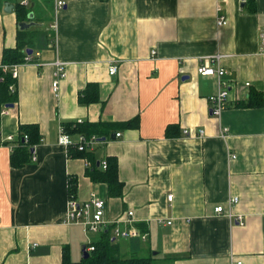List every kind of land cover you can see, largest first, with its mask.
Returning <instances> with one entry per match:
<instances>
[{"label": "crops", "instance_id": "obj_1", "mask_svg": "<svg viewBox=\"0 0 264 264\" xmlns=\"http://www.w3.org/2000/svg\"><path fill=\"white\" fill-rule=\"evenodd\" d=\"M21 20L34 23L19 28ZM262 34L264 0H71L58 9L54 0H0V63L4 47L32 49L18 65L16 100L0 104V137L13 136L0 144V264L78 260L104 231L122 255L153 264H264ZM215 53L229 86L219 116L208 100L216 77L197 71ZM56 59L66 75L54 91ZM78 119L107 133L87 155L57 140L59 125ZM23 142L31 154L15 165ZM108 157L118 195L87 174ZM69 177L79 201L104 200L100 231L64 221ZM114 225L145 237L114 236Z\"/></svg>", "mask_w": 264, "mask_h": 264}, {"label": "built area", "instance_id": "obj_2", "mask_svg": "<svg viewBox=\"0 0 264 264\" xmlns=\"http://www.w3.org/2000/svg\"><path fill=\"white\" fill-rule=\"evenodd\" d=\"M69 1L71 0H54L55 8H62L65 6ZM226 22V17L224 15H219L217 18L218 25L224 24ZM261 50L264 52V34L261 35ZM155 50H152V53H154ZM222 54L215 53L212 55H204L200 58L199 63L197 65V71L198 73L202 75H213L216 77L217 80V89L215 92L211 93L208 96V100L210 101V113L216 116H219L223 109L227 106L228 101V94H229V86L227 83V80L224 78V74L226 72V69L224 66L220 63V58ZM31 58L29 53L24 54V58L20 62H26ZM215 61V63H213ZM20 62H15L9 65L11 75L12 77H16L18 74V65ZM55 66V77L52 80V88L54 91L58 90L59 87V81L60 78L65 77L66 70H65V63L59 59H56L54 62ZM7 66L4 65V68ZM117 69V66L115 63H110L108 66V71L110 74L114 73ZM9 89L14 90V83L9 84ZM81 119H78L79 122ZM228 128L224 126L222 128V131L226 133ZM203 130L200 129L198 131V134L203 135ZM184 133L189 134V129L185 128ZM115 135H119V132H115ZM100 136H97L95 134L87 135L83 132L77 133V138L74 140L71 137V134L68 133L64 126L61 124L59 125L58 129V143L64 145L66 148L70 145H73L79 150H87L91 149L93 145L99 140ZM12 135H7L4 138L0 137V144L4 143L6 140L12 139ZM23 139L28 138L27 134H24L22 136ZM12 147V145H10ZM34 156V155H33ZM231 157H235L234 153H231ZM87 163L89 161H86ZM101 165L103 168L107 166L106 159H103L101 161ZM173 194L168 193L167 199L171 200ZM237 198L234 197L233 200H236ZM216 211H222L223 205L218 204L215 206ZM105 212V202L102 198L92 195L88 200L85 201H79L76 199L75 196H69L67 200V209L64 216V221L67 223L70 222H77L81 223L83 225V228L85 231H100L104 227L107 226L108 220L104 217ZM132 210L127 211V215L132 214ZM170 222V221H168ZM114 223H117V220H115ZM113 234L114 236H125V235H140L141 237H145L144 234L139 233L135 228L132 229H122L118 225H114L113 227ZM83 248L87 251H90L94 248L93 243L84 244ZM242 260L237 259L236 261H233L232 264H241Z\"/></svg>", "mask_w": 264, "mask_h": 264}, {"label": "trees", "instance_id": "obj_3", "mask_svg": "<svg viewBox=\"0 0 264 264\" xmlns=\"http://www.w3.org/2000/svg\"><path fill=\"white\" fill-rule=\"evenodd\" d=\"M26 49L23 47V43L20 41L15 46L4 47L2 53V59L0 63V104L13 102L17 98L16 88L14 90L9 89L10 83H15V77H12L9 65L15 62H20L24 58ZM4 65L7 67L4 68ZM256 94V93H254ZM260 98V97H259ZM89 100V99H88ZM259 99H256V103H259ZM82 123H64V129L70 133L83 132L87 135L96 134L97 136L106 135V132L93 133L88 132L81 127ZM30 126V125H29ZM23 136V135H22ZM27 141H33L32 134L27 133ZM20 144L13 155L12 162L15 165H21L29 158L30 150L26 146L27 143ZM79 154H86L87 150H77ZM87 155V154H86ZM107 166L103 169L98 168L96 165L87 170V174L93 180H102L108 184L109 193L112 195H118L122 192V181L117 176V162L116 158L108 157ZM68 196H75L76 178L69 177L68 179ZM104 237L96 241L94 248L89 251V254L85 257H81L78 260H72L68 255H64L61 262L58 264H153L152 257L140 256V255H122L119 251L118 242L109 236L107 231L103 232Z\"/></svg>", "mask_w": 264, "mask_h": 264}, {"label": "water", "instance_id": "obj_4", "mask_svg": "<svg viewBox=\"0 0 264 264\" xmlns=\"http://www.w3.org/2000/svg\"><path fill=\"white\" fill-rule=\"evenodd\" d=\"M7 5H8V7L5 6V10L9 11V10L12 8V3H7ZM28 17H29V18H32V17H33L32 13H29ZM33 23H34V21H25V20H21V21L18 22V27H19V28H25V27L30 26V25L33 24ZM31 50H32L31 48H27V49H26L27 52H31ZM6 105H7V106H12L13 103H12V102H8V103H6ZM111 135L114 136L115 133L113 132ZM98 138H99L100 140H104V139H105V136H100V137H98ZM31 150L33 151V149H31ZM113 238H114V237H113ZM88 254H89V251H87L86 249L83 248V254H82V256L85 257V256H87Z\"/></svg>", "mask_w": 264, "mask_h": 264}, {"label": "rangeland", "instance_id": "obj_5", "mask_svg": "<svg viewBox=\"0 0 264 264\" xmlns=\"http://www.w3.org/2000/svg\"><path fill=\"white\" fill-rule=\"evenodd\" d=\"M38 23H40V24L36 25V27H42L43 26V25H41L42 22H38Z\"/></svg>", "mask_w": 264, "mask_h": 264}]
</instances>
